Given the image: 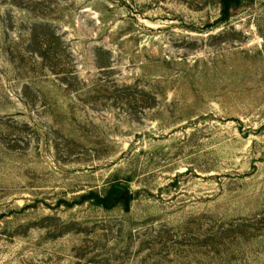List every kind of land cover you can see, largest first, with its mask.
Instances as JSON below:
<instances>
[{
	"label": "rangeland",
	"instance_id": "1",
	"mask_svg": "<svg viewBox=\"0 0 264 264\" xmlns=\"http://www.w3.org/2000/svg\"><path fill=\"white\" fill-rule=\"evenodd\" d=\"M222 10L0 0V264H264V0Z\"/></svg>",
	"mask_w": 264,
	"mask_h": 264
},
{
	"label": "trees",
	"instance_id": "2",
	"mask_svg": "<svg viewBox=\"0 0 264 264\" xmlns=\"http://www.w3.org/2000/svg\"><path fill=\"white\" fill-rule=\"evenodd\" d=\"M232 0H222L223 2V13H226L228 6ZM120 191L115 187V184H111L102 194L94 191H88L84 196L83 200L90 199L95 205H98L104 209H110L120 202L119 198Z\"/></svg>",
	"mask_w": 264,
	"mask_h": 264
},
{
	"label": "water",
	"instance_id": "3",
	"mask_svg": "<svg viewBox=\"0 0 264 264\" xmlns=\"http://www.w3.org/2000/svg\"><path fill=\"white\" fill-rule=\"evenodd\" d=\"M115 187L120 191L119 198L122 199L124 205L126 206L127 201H128L126 189L119 185H116Z\"/></svg>",
	"mask_w": 264,
	"mask_h": 264
}]
</instances>
